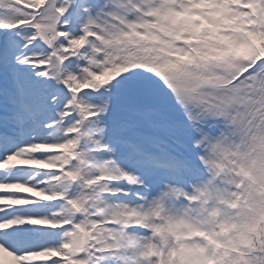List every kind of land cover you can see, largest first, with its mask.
<instances>
[{
    "label": "snow or ice",
    "instance_id": "obj_1",
    "mask_svg": "<svg viewBox=\"0 0 264 264\" xmlns=\"http://www.w3.org/2000/svg\"><path fill=\"white\" fill-rule=\"evenodd\" d=\"M0 264H264V0H0Z\"/></svg>",
    "mask_w": 264,
    "mask_h": 264
}]
</instances>
